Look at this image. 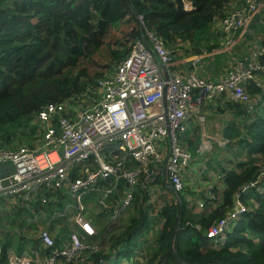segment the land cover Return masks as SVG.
<instances>
[{"label":"built area","instance_id":"obj_1","mask_svg":"<svg viewBox=\"0 0 264 264\" xmlns=\"http://www.w3.org/2000/svg\"><path fill=\"white\" fill-rule=\"evenodd\" d=\"M261 8L262 0H245L225 16L221 21L223 49L235 44L237 35L251 24ZM263 55L264 51L255 57ZM257 60L261 63V59ZM173 61L174 53L143 30L129 55L96 83L93 99L86 93V98L46 105L34 122L41 137L38 144L12 150L0 148V164L10 162L14 168L13 174L0 176V197L28 204L39 198V205L49 208L51 221L73 212L81 227H85L83 202L88 197L97 199V205L114 219L129 209L141 193L148 196L144 202L151 208L148 215H156L165 203L163 196L155 200L158 185L176 194L180 201L193 156L181 146L179 136L184 137L193 123H204L203 101L212 102L222 95L243 105L247 114H255L259 102L248 94L246 87L255 72H264V65L239 62L225 79L210 82L201 79L194 69L187 74L172 72L169 65ZM197 62L193 63L194 68ZM86 101L88 106L83 105ZM161 144L164 146L160 147ZM223 144L227 141L220 140L219 145ZM211 147L208 143L201 145L200 155L210 153ZM263 177L264 170L256 182L235 194L231 210L204 232L211 248H224L231 226L243 214L253 212L242 200H247L251 192H264L259 183ZM204 189L205 197L216 201L215 206V190L220 188L206 183ZM67 200L72 203H65ZM61 205L63 209L56 210ZM204 207V200L190 204L195 212ZM43 213L39 210L29 223L39 216L43 218ZM194 228L201 230L200 226ZM28 234L26 229L20 236L25 240L20 243V252H5L0 246V264L3 255L6 264H77L87 250L98 251L88 249L75 233H68V239L60 245L47 229L35 237ZM120 247L111 258L120 264H132L140 255L137 251L129 255L126 246Z\"/></svg>","mask_w":264,"mask_h":264},{"label":"trees","instance_id":"obj_2","mask_svg":"<svg viewBox=\"0 0 264 264\" xmlns=\"http://www.w3.org/2000/svg\"><path fill=\"white\" fill-rule=\"evenodd\" d=\"M234 2L240 5L245 0H0V148L12 150L19 138L31 140L37 132L36 117L46 105L95 92L96 82L104 77L90 79L86 70L74 71L82 59L90 58L104 45L110 47L114 42L117 46H133L146 30L166 50L173 52L177 45L189 43L198 56L201 46L216 40L213 24L225 18L226 7ZM216 46L217 43L213 45ZM130 52L125 48L113 51L116 65ZM169 69L181 71L180 60L176 58ZM252 93L257 91L248 90L250 96ZM244 109L237 115L244 114L249 121L241 125L242 129L233 122L223 133L235 161L232 168H223L220 173L225 185L220 194L215 191L217 203L209 213L198 216L188 211L180 199L174 244L171 239L176 203L162 207L160 216L164 222L151 249L149 264H264V192L249 193L248 199H254L258 208L243 214L231 226L224 248H211L204 237V232L231 210L235 194L256 182L264 170V115L255 113L251 117ZM182 142L181 146L189 149L184 139ZM259 183L264 189V177ZM140 195L143 202L137 209L138 218L132 220L125 235L129 236L142 222L138 221L146 217L147 208L142 206L148 196ZM202 198L206 207L216 202L204 194ZM38 201L39 198L29 204L21 201L22 211L14 216L21 221L24 214L39 209ZM242 201L249 205L246 198ZM195 226H200L201 231ZM21 241L25 240L20 239L19 245ZM15 244L8 240L0 246L4 250ZM1 264H6L5 255Z\"/></svg>","mask_w":264,"mask_h":264},{"label":"crops","instance_id":"obj_3","mask_svg":"<svg viewBox=\"0 0 264 264\" xmlns=\"http://www.w3.org/2000/svg\"><path fill=\"white\" fill-rule=\"evenodd\" d=\"M235 3L237 4V2H234L226 7L225 16L227 11L238 6ZM221 21L222 20L216 21L212 27V35L216 40L210 41L204 47L201 46L200 48L202 49L200 50V55L196 56L193 54L192 46H190L189 43H181L180 46H176V50L173 52L174 60L176 61V58H178L182 67V70H179L177 73L187 74L194 69L196 74L205 81H221L231 73L232 68L228 69L229 73L226 76L215 77H211L208 74V71L204 68H207L206 66H211L217 69L222 67L224 62H230L231 60L234 61L232 65L234 68L239 60H245L246 54L250 53L251 55H254L253 58L249 59V63H251L253 62L255 55L264 51V0H262V8L257 17L252 21L247 29L243 32L241 31L237 35L236 42L230 49H223L225 41ZM216 24L217 26H215ZM215 43H217V46L213 47ZM259 50L261 51L257 53ZM260 59L262 65H264V56ZM195 61H198L196 68L192 66ZM203 62L205 63V66L202 65ZM263 77L264 72L259 73L246 87V90L253 89L254 91L255 89L257 91V93H252L251 95L255 101L259 102V107L256 111V115L259 116H261L260 113L264 112ZM212 105L214 106V109H212V112L210 113L208 112V107H211ZM236 106L240 109L236 108ZM242 108L244 109V106L233 101L229 95H222L212 102L203 101L201 114L204 118V123H193V125L188 128V134L184 135L183 139L185 142L187 140L189 141V144L186 142V146L189 147L190 151L196 150V155L198 156L196 158H199V160L196 159L195 162L194 160L192 161L191 166L187 170L184 177L185 192L183 193L181 199L184 201L188 211H191V203H197L199 200H204L202 197L203 194H205L204 188L206 183H214L220 188L215 191L220 194L223 185L222 180H224L219 179L224 177V175H221L220 173H222L221 171L223 168H232L235 161L232 153L233 151L229 149V141L226 140L223 135V130L227 129L229 124L235 122L232 119L239 117L237 114L239 110L242 111ZM219 112H225L230 118L226 122L221 120L219 123L213 124V126L211 125L210 127L208 117L218 114ZM208 113H210L209 116H207ZM233 124L235 126L237 125L236 122ZM220 125H222V129ZM219 128L220 132L215 133V131ZM220 140L227 141V144H223L222 146L219 145ZM205 143L212 146L211 152L205 155H200L199 149L201 145H204ZM163 146V144L160 145V147ZM196 146H198L197 149H195ZM208 169H212L215 173L208 171ZM13 173L14 168L13 170H11L8 166H2L0 168V176L2 178ZM155 192V200H159L161 196H163L165 202L163 207L172 202L176 203L171 191H166L163 186L158 185ZM140 197L141 195L136 198L137 201H135L129 209L116 219L110 215L109 211H106L97 205V199H93V197L85 198L83 202L85 209L82 213L85 227H81L77 223L73 212L51 221L52 216L49 213V208H42L40 205L38 210L33 209L30 211L31 214H24L23 219L19 221V217H15L14 215H18V213L22 211L19 206L21 200L15 199L12 201L11 199L0 197V243L12 240L13 243L16 244L11 247L8 246V248L4 249V251L8 252L12 250L15 253L21 251L19 242L23 231L27 229V231L31 234H28V236L30 235L32 237L33 230L38 228L39 224L45 217H48L50 219V227L45 229L48 230L50 236L55 240L57 245H60V242H65L68 239V233H75L80 237L81 241L88 247V249H98L96 252L87 250L77 264H99L102 260H110L117 253H119L118 250L122 248L120 247L121 245L126 246L125 248L129 251V255H133L135 251L140 254L138 258L132 262V264H149V261L153 257L151 249L156 241V237L159 234L164 220L160 216V211L154 216H149L148 211L151 208L149 206H145L143 203L142 207L147 208L146 217L143 218V220L140 219L138 221V223L142 222L139 226L136 224L137 228H134L129 236L128 234L125 235L132 223V220L138 218L136 215L137 209L143 202ZM213 206L214 203H211L210 206L206 207L205 205L202 211L195 212L196 210H193L191 212L194 215L200 216V214L209 213L213 209ZM63 207L64 206L61 205L57 207L56 210L61 211ZM14 210L17 212L12 215ZM39 210H43V214H45V216L43 218H40L39 216L34 223H29L30 218L34 219V216ZM151 222L154 225L151 226ZM19 224L21 225L18 227ZM8 227H15L18 228V230L16 232L11 230L7 231L6 229ZM17 246H20V248Z\"/></svg>","mask_w":264,"mask_h":264},{"label":"rangeland","instance_id":"obj_4","mask_svg":"<svg viewBox=\"0 0 264 264\" xmlns=\"http://www.w3.org/2000/svg\"><path fill=\"white\" fill-rule=\"evenodd\" d=\"M237 7V6H236ZM232 8L230 9L229 11H227L226 13L229 14L230 12L234 11L235 8ZM226 14V15H227ZM257 16H255L253 18V20L256 18ZM140 20V19H139ZM252 20V21H253ZM141 21V20H140ZM252 23V22H251ZM219 25V24H218ZM217 26V24L215 25ZM220 26V25H219ZM247 28V27H246ZM245 28V29H246ZM219 29V28H218ZM244 29V30H245ZM243 30V31H244ZM242 31V32H243ZM241 32V31H240ZM239 41V40H237ZM124 43V42H122ZM121 43V44H122ZM183 46V45H182ZM123 48L125 49H132V45H130V43L126 44V45H119L117 46L116 44H114V42H112L111 46H107V45H104L103 47H101L96 53H94L90 58L88 59H82L81 60V63L80 65L78 66V69H76L74 71V73H79L78 71H81V70H86L88 76L91 78H95L96 76H98L97 78L99 77H105V76H108L109 74H111L115 68H116V60L114 59V56L112 54L113 51H117L119 50L120 52L123 50ZM254 50V49H253ZM261 50L257 51L260 52ZM175 52V51H173ZM255 53V54H257ZM254 55H251L250 53L246 54L245 55V60H239L237 63L239 62H249V59L253 58ZM264 56V55H263ZM263 56H257V59H260L262 58ZM256 59V57H254L253 59V63H256V64H259L260 62H258V60ZM234 61H230V62H224L223 63V66L222 67H219L217 69L211 67V66H206L207 68H204L206 71H208V74L211 76V77H215V76H226L228 73H229V70L228 69H231L232 68V71L234 70V68L232 67ZM236 63V64H237ZM261 64V63H260ZM259 64V65H260ZM203 66H205V63L203 62L202 63ZM231 71V72H232ZM259 73H261L260 71H257L254 73V78L256 75H258ZM95 78V79H97ZM264 78V77H263ZM98 82V81H97ZM96 82V83H97ZM248 91V90H247ZM94 93V92H93ZM93 93H88L90 97H92L91 99H93ZM84 106H88L89 105V101H86L84 104ZM208 112H212L211 110L214 109V106L212 105L211 107H208ZM210 113L207 114V116L210 115ZM255 114H252L251 117H254ZM260 115H264V112L260 113ZM229 115H227L225 112H219L218 114H214L212 116H209L208 117V121H209V125L211 127V125L213 126V124H216V123H219L221 120H224L225 122L229 119ZM236 123H239V125H236L235 127L237 128H240L242 129L241 125L243 123H247L249 120H247L245 118V115L243 114V116H239V117H236L234 119ZM239 126V127H238ZM221 129H222V125H220ZM224 131V130H223ZM220 132V128L217 129L215 131V133H219ZM188 134V133H186ZM180 140H181V144L182 143V139L183 137L182 136H179ZM41 141V137L39 136V133L36 132L35 136L30 140V139H24L21 141V138H19L13 145V146H16L15 148L19 147V146H32L33 144H38L39 142ZM23 142V143H21ZM188 142V140L186 141ZM14 148V149H15ZM198 146L195 147V149H197ZM193 149V148H192ZM192 155H193V160L195 162V160H199V158H196L198 157L196 155V150H192L191 151ZM257 162H259V159H260V156H257ZM259 165V163L257 164ZM2 166H8L11 170H13V164L10 163V162H6L5 164H0V168ZM208 171H211L212 173H215L212 169H208ZM176 201V200H175ZM247 202H249V205H250V209H252L253 211H255L258 207V203L252 199L251 197L249 199L246 200ZM65 203L67 204H71L72 201L71 200H67ZM180 205H181V202H180ZM60 220H63V219H60ZM10 223V222H9ZM21 224L18 225V227L20 226ZM151 226L154 225L152 222L150 224ZM10 226V225H9ZM47 227H50V219L48 217H45L42 222L39 224L38 228L34 229L33 230V236H37L38 233H40L42 230H44L45 228ZM7 231L11 230L13 232H16L18 230V228H15V227H8L6 229ZM250 232H248L249 234ZM174 244V243H173ZM119 260L117 259H110V260H105V262L103 264H119Z\"/></svg>","mask_w":264,"mask_h":264},{"label":"water","instance_id":"obj_5","mask_svg":"<svg viewBox=\"0 0 264 264\" xmlns=\"http://www.w3.org/2000/svg\"><path fill=\"white\" fill-rule=\"evenodd\" d=\"M162 69H165L164 66H162ZM174 197H175V200H176V211H177V215H176V219H175V227H174V231H173V234H172V239H171V243L173 244L174 243V240H175V235H176V231H177V226H178V223H179V219H180V216H179V212H180V201L177 197L176 194H173Z\"/></svg>","mask_w":264,"mask_h":264},{"label":"clouds","instance_id":"obj_6","mask_svg":"<svg viewBox=\"0 0 264 264\" xmlns=\"http://www.w3.org/2000/svg\"><path fill=\"white\" fill-rule=\"evenodd\" d=\"M209 245V244H208Z\"/></svg>","mask_w":264,"mask_h":264}]
</instances>
